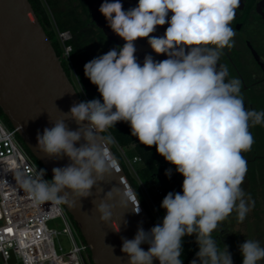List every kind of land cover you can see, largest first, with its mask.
Returning a JSON list of instances; mask_svg holds the SVG:
<instances>
[{
    "label": "clouds",
    "instance_id": "clouds-1",
    "mask_svg": "<svg viewBox=\"0 0 264 264\" xmlns=\"http://www.w3.org/2000/svg\"><path fill=\"white\" fill-rule=\"evenodd\" d=\"M239 6L240 0H138L125 10L121 0H103L99 12L124 44L85 63L84 75L100 98L73 103L66 115L77 127L60 119L37 133L40 152L69 163L53 167L50 180L42 168L33 175L17 172L30 197L70 205L76 204L71 196L89 198L105 177L121 171L108 147L112 137L103 134L125 122L140 144L155 146L183 176L182 191L161 202L162 222L147 231L138 226L132 239L121 237L128 264H183V238L193 235L199 251L190 264H233L228 246L212 233L233 211L240 222L250 211L241 187L247 172L242 153L254 143L250 127L264 124V110L245 108L241 81L229 79L227 65L219 64L223 50L234 46L231 25ZM165 24L163 36L152 35ZM141 38L167 58L148 54L141 64L135 55ZM165 175L170 178L172 169ZM105 195L96 205L102 222L112 221L115 206L105 201L131 203L139 212L130 185ZM238 248L242 264L264 261L260 241L246 239Z\"/></svg>",
    "mask_w": 264,
    "mask_h": 264
},
{
    "label": "water",
    "instance_id": "water-1",
    "mask_svg": "<svg viewBox=\"0 0 264 264\" xmlns=\"http://www.w3.org/2000/svg\"><path fill=\"white\" fill-rule=\"evenodd\" d=\"M83 1L92 21L104 33L108 42L123 46L124 41L111 31L104 16L99 12L103 0ZM121 2L127 10L134 7L138 0ZM167 26H158L152 35L163 36ZM135 46V55L141 64L148 54L158 61L167 58L163 54L157 55L153 52L147 38L138 39ZM80 101L82 99L67 75L61 58L43 29L31 2L0 0V109L32 156L47 170L50 179L52 168L65 166L69 160L66 157L50 159L40 152L36 146L37 133H42L45 127H51V121L60 119L67 120L69 127L75 129L77 125L66 113L73 103ZM76 146L79 147V143ZM108 147L118 160L120 173L105 177L104 181L91 191L89 198H83L79 202V198L71 196L70 199L75 200L76 204H63L88 245L93 264H128L127 255L121 251V237L132 239L138 226L142 225L147 231L155 224L139 197L138 213L133 210L135 206L131 203L125 208L122 201H105L115 206L112 210V221H101L96 205L106 198L105 194L113 186L122 188L123 185H130L135 190L111 145L108 144ZM141 247L148 249L147 244H142ZM14 263L15 259L12 258L10 264ZM153 264H159V261L154 260Z\"/></svg>",
    "mask_w": 264,
    "mask_h": 264
},
{
    "label": "built area",
    "instance_id": "built-area-1",
    "mask_svg": "<svg viewBox=\"0 0 264 264\" xmlns=\"http://www.w3.org/2000/svg\"><path fill=\"white\" fill-rule=\"evenodd\" d=\"M56 33L62 49L61 61L70 62L73 34L58 28ZM122 160L134 170L142 162L141 157L130 158L126 153ZM39 169L20 143L17 131L0 117V257L5 264H10L12 258L14 264H91L89 247L82 238L77 239L64 204L34 201L16 177L17 172L33 175ZM155 191L163 197L162 189ZM145 192L156 209L157 203L146 188ZM57 220L63 221L62 230L54 226ZM62 238H67L68 249Z\"/></svg>",
    "mask_w": 264,
    "mask_h": 264
},
{
    "label": "trees",
    "instance_id": "trees-1",
    "mask_svg": "<svg viewBox=\"0 0 264 264\" xmlns=\"http://www.w3.org/2000/svg\"><path fill=\"white\" fill-rule=\"evenodd\" d=\"M33 6V9L43 27L45 30L47 36L50 38L55 51L57 52V55L60 57L62 54V49L60 46V43L57 38V33L54 28L49 29V24L51 23L50 17L47 14V10L45 8V5L42 0H29ZM82 5L85 9V14L87 16V21L85 24L81 23L80 18H74L73 20H63L59 21L60 30H69L73 34V39L70 42L72 45V52L70 54V62L68 61H62V65L67 73V75L70 78V68H72L75 72L77 81L82 89V92L85 96V98L88 100H91L93 98H100V94L97 91V88L95 85H93L90 80L85 77L84 75V65L91 59H93V53L91 55L85 54L81 47L82 45L87 42V39H85L86 35H90L92 39L95 41H99L101 45H104L106 42H108L106 36L104 33L94 24L92 21L91 14L89 10L87 9V5L83 0H80ZM99 56V55H97ZM0 115L3 117V120L6 122V124L9 127H12L9 120L3 115L1 109H0ZM108 133L113 137L115 142L122 148L126 149V155L130 158L139 156L142 158V162L139 164L138 168L136 169L137 176L139 178V181L143 184V186L146 188V191L148 195L152 198L153 201L157 203L156 205V211L160 218V221L162 222L163 216L165 214L164 210L160 207L161 202L163 198L167 195L169 192H181L182 191V182H183V176L175 171V166L171 165L170 163L166 162L165 159L160 156L156 152V147H148L145 145H142L139 143V141L136 139V137H133L131 135V129L129 125L125 122H118L114 128H110L108 130ZM105 134V133H104ZM105 137H107L105 135ZM18 139L20 142H22L21 138L18 135ZM23 143V142H22ZM117 155L124 171L126 172V166L122 160V157L116 153V150L113 148L112 143H109ZM26 152L29 154V156L35 161V163L40 167V169H44L41 163L35 159L30 151L26 148L25 145H23ZM172 169V175L169 178L165 175V171L167 169ZM127 174V173H126ZM47 179L50 180V177L48 173L46 172ZM132 186L135 188V182L132 181L130 176H128ZM148 186L150 188H148ZM160 188L163 190V197L158 196L155 189ZM137 192V190H136ZM138 197L144 207L147 209L146 205L144 204L143 197L140 196V194L137 192ZM148 211V209H147ZM149 212V211H148ZM152 217V216H151ZM154 224H157L158 222L153 219ZM183 252L181 259L183 260V264H190V262L196 257V253L199 251L198 245L196 243L195 236H186L183 238ZM91 264L92 261H91Z\"/></svg>",
    "mask_w": 264,
    "mask_h": 264
},
{
    "label": "flooded vegetation",
    "instance_id": "flooded-vegetation-1",
    "mask_svg": "<svg viewBox=\"0 0 264 264\" xmlns=\"http://www.w3.org/2000/svg\"><path fill=\"white\" fill-rule=\"evenodd\" d=\"M231 26L236 33L235 43L223 50L219 64L227 65L229 79L241 81L245 108L264 110V0H240ZM250 132L254 143L250 151L242 153L247 162V179L252 193L264 194V124L250 127ZM230 231L221 222L212 236L221 247L228 246L233 264H242L241 254H233L239 248L229 239Z\"/></svg>",
    "mask_w": 264,
    "mask_h": 264
},
{
    "label": "rangeland",
    "instance_id": "rangeland-1",
    "mask_svg": "<svg viewBox=\"0 0 264 264\" xmlns=\"http://www.w3.org/2000/svg\"><path fill=\"white\" fill-rule=\"evenodd\" d=\"M45 8L47 10V14L50 17L51 23L49 24V29L56 28L60 29L59 21L63 20H73L74 18H80L81 23L85 24L87 21V16L85 14V9L84 6L82 5L80 0H42ZM51 30V29H50ZM88 38V39H87ZM85 39H87V42H85L81 49L82 51L87 54L91 55L93 52V56L97 57V55H103L107 51H109L111 46L116 47V45L106 42L104 45H101L99 41H95L94 39L91 38V36L88 34L86 35ZM109 43V47L108 44ZM111 45V46H110ZM93 57V58H94ZM70 70V79L72 83L74 84L75 88L77 89L82 101H87L85 98L82 89L77 81L75 72L72 68ZM1 119L3 117L0 115ZM4 121V120H3ZM5 122V121H4ZM6 123V122H5ZM107 137L111 136L108 131L104 134ZM112 137V136H111ZM22 146L24 143L20 142ZM112 146L116 150V153L119 154L121 157L123 156V153L126 152V149H122L113 139L112 137ZM126 166V173L127 176H130L133 182H135V187L137 192L140 194V196L143 197L144 204L146 205L150 215L153 217L154 220H156L158 223H160V218L157 214L156 209L154 208L153 204L150 202L146 192H145V187L143 184L139 181L138 176L136 175L135 170L138 168L139 165L136 166L135 170L129 168L127 165ZM245 192V200L249 203L250 205V211L248 212L246 218L244 219L243 222H240L237 219V213L233 211V213L223 221V224L230 228V237L229 239L232 241V243H237L239 246L242 244L246 239H253V240H258L261 243V246H264V194L258 191L256 193H252L250 191V181L247 179V172L245 175V179L243 181V184L241 186ZM148 188H150L148 186ZM250 197V199H249ZM70 220L72 222V225H74L75 230H76V236L77 239L80 241L81 240V235L77 229L76 224L70 217ZM54 226L62 230L64 227V223L62 220H57L54 222ZM62 244L68 249L70 247V244L67 240V238H62ZM239 249L238 251H235L233 254H239ZM89 257H90V251H89ZM91 260V257H90ZM0 264H5V262L2 260L0 257ZM259 264H264V261H260Z\"/></svg>",
    "mask_w": 264,
    "mask_h": 264
}]
</instances>
